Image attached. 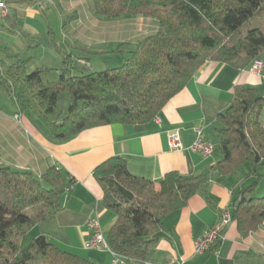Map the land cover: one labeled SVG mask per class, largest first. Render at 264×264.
<instances>
[{
  "label": "trees",
  "instance_id": "trees-1",
  "mask_svg": "<svg viewBox=\"0 0 264 264\" xmlns=\"http://www.w3.org/2000/svg\"><path fill=\"white\" fill-rule=\"evenodd\" d=\"M91 2L101 20L147 18L156 21L157 30L135 45L123 65L101 72L71 76V55L61 53L62 70L51 84L41 79L47 69L29 71L30 59H0V90L18 113L40 122L56 142L96 127L146 124L206 62L245 69L264 53V0ZM263 95L253 87L234 88L229 107L216 120L222 156L213 168L216 173L226 175L245 163L264 161V128L259 123ZM93 176L105 209L115 215L106 235L108 249L136 262L150 256L165 218L208 184L205 175L170 172L155 185L132 177L125 162L115 157L96 167ZM254 184L233 203L231 218L241 237L264 223V197L251 195ZM65 190L63 174L55 167L39 179L0 167V264H91L42 236H28L33 226L59 211Z\"/></svg>",
  "mask_w": 264,
  "mask_h": 264
},
{
  "label": "crops",
  "instance_id": "crops-1",
  "mask_svg": "<svg viewBox=\"0 0 264 264\" xmlns=\"http://www.w3.org/2000/svg\"><path fill=\"white\" fill-rule=\"evenodd\" d=\"M46 1L8 0L7 16L0 19L5 22L25 21ZM61 2H70L66 9L76 13L75 21H85L117 47L130 42L136 45L144 34L151 35L157 30L156 21L147 18L101 20L92 12L91 0H58L57 5ZM85 34L92 33L87 31ZM91 47L86 39L82 49L77 51L91 55ZM100 53L107 52L100 50ZM0 59H3L2 54ZM5 59L14 61L13 56ZM77 61L91 67L88 58L79 57ZM256 61L263 65L260 75L252 74L249 71L251 66L235 69L223 63L206 62L150 122L96 127L65 142L54 141L40 122L18 113L11 99L0 90V167L29 172L37 179L55 167L62 172L66 186L59 211L33 226L28 236L31 239L42 236L56 248L91 264H111L108 251L86 250L84 246L92 235L90 221L95 220L100 225L105 239L115 222V215L103 205L101 187L93 176L96 167L115 157L125 162L132 177L155 185L170 172L208 177V184L202 192L190 197L185 207L165 218L148 259L136 262L125 258L124 264H175L180 260L185 264H264V223L256 231L241 237L235 223L231 222L216 253L194 254V243L218 221L221 213L228 211L232 215L233 203L240 191L255 183L251 195L264 197V161L255 166L245 163L226 175L213 169L222 160L216 120L229 107L234 88L253 87L264 94V53ZM259 123L264 128V105ZM198 131L214 145L210 157L170 148L171 133L177 132L182 145L188 148Z\"/></svg>",
  "mask_w": 264,
  "mask_h": 264
},
{
  "label": "rangeland",
  "instance_id": "rangeland-1",
  "mask_svg": "<svg viewBox=\"0 0 264 264\" xmlns=\"http://www.w3.org/2000/svg\"><path fill=\"white\" fill-rule=\"evenodd\" d=\"M57 2L58 0L43 2L25 21L5 22L0 19V54L6 63H10L6 61V56H13V59H30V72L36 68L49 70L41 74L44 84L58 80L62 70L61 53H70L72 56V63L69 65L71 76L80 75L81 71L101 72L125 63L129 52L134 50L135 43L130 42L129 45L121 46L120 52H113L117 44L113 45L109 38L95 32L85 21H75L76 13L67 12L66 8L70 2H61L60 5H57ZM63 28H66L65 31ZM71 31L73 33H70ZM87 31L92 34H85ZM147 36L148 34H144V38ZM86 39H89L92 46L89 50L91 55L85 51L82 54L77 51L78 48L82 49ZM100 50L107 53L102 54ZM79 57L88 58L91 67L78 64Z\"/></svg>",
  "mask_w": 264,
  "mask_h": 264
},
{
  "label": "built area",
  "instance_id": "built-area-1",
  "mask_svg": "<svg viewBox=\"0 0 264 264\" xmlns=\"http://www.w3.org/2000/svg\"><path fill=\"white\" fill-rule=\"evenodd\" d=\"M7 1L0 0V18L7 16ZM49 1V0H48ZM263 69V65L259 61L253 62L249 71L254 75H260ZM15 118H18L16 116ZM169 145L172 150L175 151H187L190 153H196L202 157H210L213 153L214 145L207 141L202 132L198 131L195 140L188 148H185L177 132L169 135ZM232 222L231 214L228 211H223L218 221L209 229L206 230L204 235L194 243V254L203 255L209 251L217 252L218 243L223 238V234L228 225ZM89 227L92 230L91 238L85 243L86 250H99L103 249L110 253L112 260L111 264H124L125 258L119 257L113 254L107 246L106 239L102 233L100 225L95 221L89 222ZM175 264H185L183 261H177Z\"/></svg>",
  "mask_w": 264,
  "mask_h": 264
}]
</instances>
